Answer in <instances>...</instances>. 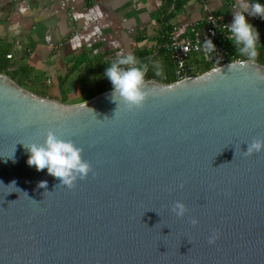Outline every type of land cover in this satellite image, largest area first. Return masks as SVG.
I'll return each mask as SVG.
<instances>
[{
  "label": "water",
  "instance_id": "95a60500",
  "mask_svg": "<svg viewBox=\"0 0 264 264\" xmlns=\"http://www.w3.org/2000/svg\"><path fill=\"white\" fill-rule=\"evenodd\" d=\"M146 72L132 110L112 88L68 105L0 73V264H264V150L244 154L264 139V66ZM48 130L90 165L71 188L26 164Z\"/></svg>",
  "mask_w": 264,
  "mask_h": 264
},
{
  "label": "crops",
  "instance_id": "0c3cea01",
  "mask_svg": "<svg viewBox=\"0 0 264 264\" xmlns=\"http://www.w3.org/2000/svg\"><path fill=\"white\" fill-rule=\"evenodd\" d=\"M234 3L0 0V68L5 67L7 76L38 96L79 104L89 95L112 88L103 73L117 52H131L137 58L150 53L156 68L162 62L157 52L163 23L176 28L179 36L209 15L230 23ZM246 18L258 30L264 46V20Z\"/></svg>",
  "mask_w": 264,
  "mask_h": 264
},
{
  "label": "clouds",
  "instance_id": "9594fccd",
  "mask_svg": "<svg viewBox=\"0 0 264 264\" xmlns=\"http://www.w3.org/2000/svg\"><path fill=\"white\" fill-rule=\"evenodd\" d=\"M233 9L232 20L225 25L227 31L225 38L231 43L237 56L253 62L257 56V46L260 44L259 32L246 17H259L264 20V3L260 0H235ZM203 47L207 52L216 51L210 39L204 40ZM145 71V66L133 53L117 52L103 73L112 86L111 99L121 101L129 110L141 107L145 100L143 91ZM159 74L157 71L156 75ZM22 145L27 152L26 164L37 171L47 170L49 175L59 179V186L71 188L77 178L83 179L90 171V165L82 159V149L56 131H46L42 142ZM261 150H264V139L256 138L247 143L244 154L251 155ZM7 158L13 159V149ZM14 184L15 181H12L8 185L14 187ZM38 186L48 188V182L41 181ZM172 211L177 217H181L185 214L186 208L184 204L176 202ZM212 242L213 239L210 238L209 243Z\"/></svg>",
  "mask_w": 264,
  "mask_h": 264
},
{
  "label": "built area",
  "instance_id": "2783aa9c",
  "mask_svg": "<svg viewBox=\"0 0 264 264\" xmlns=\"http://www.w3.org/2000/svg\"><path fill=\"white\" fill-rule=\"evenodd\" d=\"M226 24L228 23L224 18L209 15L204 20L192 24L186 35L179 36L174 27L161 33L173 65L175 82L243 60L228 48L231 43L225 38ZM205 39L212 41L215 52H207L204 49Z\"/></svg>",
  "mask_w": 264,
  "mask_h": 264
},
{
  "label": "trees",
  "instance_id": "16d2710c",
  "mask_svg": "<svg viewBox=\"0 0 264 264\" xmlns=\"http://www.w3.org/2000/svg\"><path fill=\"white\" fill-rule=\"evenodd\" d=\"M162 29H163L162 30V32H163V31L169 30L170 28H168V26L165 25V23H163ZM259 39H260V44L257 46V56H256L254 61L257 62L258 64H261L264 66V59H263V57H264V50H263L264 46H263V42H262L261 37H259ZM161 41H162V45L157 52V55H160V57H162V62L159 66L154 68V59L151 58L150 53H146L145 55L141 56V58H138V59L145 66L146 69L148 68L147 72H146L145 79L154 80V81L164 83V84H170V83L175 82V79L173 76V65H172V62H171V60L168 56V53L166 51L165 40L162 38ZM228 48L232 53L236 54L231 44H229ZM242 59L246 60L244 58H242ZM149 63H151V64L149 65ZM157 71H159V73H160L159 75H156ZM0 73L7 75L5 67L0 68ZM9 77L12 80H14L11 76H9ZM17 84H19V83H17ZM93 96L94 95H89L88 99L92 98Z\"/></svg>",
  "mask_w": 264,
  "mask_h": 264
}]
</instances>
